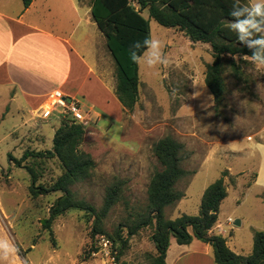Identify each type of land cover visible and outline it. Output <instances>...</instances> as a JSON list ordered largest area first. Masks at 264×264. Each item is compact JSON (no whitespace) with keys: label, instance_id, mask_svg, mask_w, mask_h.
<instances>
[{"label":"rangeland","instance_id":"obj_1","mask_svg":"<svg viewBox=\"0 0 264 264\" xmlns=\"http://www.w3.org/2000/svg\"><path fill=\"white\" fill-rule=\"evenodd\" d=\"M150 26L152 38L163 44L168 65L139 64L140 96L132 113L122 111L115 117L97 110L91 114L81 150L93 157L96 169L90 180L71 187L77 199L99 211L108 189L122 183L119 202L98 223L103 234L93 238L95 218L72 210L53 222L51 236L43 224L62 193L33 198L25 168L11 174L22 188H8L9 148L0 142V249L7 255L18 248L17 264H111L97 248L96 238H110L119 255L120 237L128 234L126 228L119 235L116 232L145 211L151 178L161 170L153 147L168 136L184 145L182 167L188 175L177 185L185 197L166 209L167 218L198 215L207 187L227 172L228 197L220 207L219 221L226 224L232 250L252 253L254 231L264 230V68L257 69L243 57H226L227 91L222 107L217 108L205 84L208 66L214 61L211 48L154 20ZM53 124L55 129L60 126L58 121ZM24 164L41 175L37 186L50 187L63 174L57 159H29ZM236 218L244 219L239 228L227 223ZM153 233L154 226L130 237L117 264H151L156 252Z\"/></svg>","mask_w":264,"mask_h":264},{"label":"trees","instance_id":"obj_2","mask_svg":"<svg viewBox=\"0 0 264 264\" xmlns=\"http://www.w3.org/2000/svg\"><path fill=\"white\" fill-rule=\"evenodd\" d=\"M22 2L27 9L34 0ZM241 2L246 3L247 0ZM233 3L234 0H93V19L104 34L107 48L116 64V94L123 110L132 113L139 102L140 68L130 59V53L136 51L131 46L136 41L142 43L146 38H152L151 20L185 33L193 43L211 47L214 61L208 66L205 84L214 96L216 107H222L227 91L224 79L226 57H244L255 51L239 43L236 33L228 26L234 19L231 17ZM146 12L149 19L145 16ZM85 135L86 129L81 124L73 120L63 121L55 131L52 150L27 151L20 160H14L18 168H25L29 172L33 198L62 193L50 207L49 218L43 224L51 236L53 222L72 210L86 212L95 218L93 238L103 234L98 223L108 216L121 198L122 183H118L108 189L104 205L97 211L92 204L77 199L72 192V186L90 180L96 169L93 157L81 150ZM183 150L184 145L170 136L154 145L153 151L161 170L151 178L145 211L137 213L135 219L129 221L130 224L116 232L119 235V231L126 228L128 234L127 238L120 237L121 248L117 261L123 255L130 237L144 228L154 226L151 241L156 252L151 256V264H167L172 237L179 245H189L194 239L209 244L213 248L216 264H264V230L254 231L253 251L249 256L233 252L224 236L210 234L219 221L220 207L228 197L224 181L227 172L207 187L198 215L183 214L176 219L167 218L166 209L177 205L185 197V192L177 188L178 183L188 175L182 167ZM29 159H57L63 174L50 187L37 186L41 175L24 164Z\"/></svg>","mask_w":264,"mask_h":264},{"label":"crops","instance_id":"obj_3","mask_svg":"<svg viewBox=\"0 0 264 264\" xmlns=\"http://www.w3.org/2000/svg\"><path fill=\"white\" fill-rule=\"evenodd\" d=\"M92 4L93 0H34L25 9L22 0H0V142L9 148L10 189L22 188L11 175L18 169L14 160L27 151L53 148V122L61 124L58 113L49 119L36 116L51 92L61 90L79 99L90 119L97 110L115 117L124 111L116 94V64L93 19ZM237 219L241 227L244 219ZM225 226L218 221L210 234L226 238L227 229L218 230ZM166 263L216 264L209 244L194 239L179 245L173 237Z\"/></svg>","mask_w":264,"mask_h":264},{"label":"clouds","instance_id":"obj_4","mask_svg":"<svg viewBox=\"0 0 264 264\" xmlns=\"http://www.w3.org/2000/svg\"><path fill=\"white\" fill-rule=\"evenodd\" d=\"M231 17L228 23L231 31L236 33L237 41L250 49H255L244 59L253 64L257 69L264 68V0H234ZM136 51L130 53L133 63L142 62L148 67L168 65V57L163 52V44L155 38H146L142 43L136 41L132 46ZM142 50V51H141ZM19 249L14 247L7 255L0 249V261L5 264H17Z\"/></svg>","mask_w":264,"mask_h":264},{"label":"built area","instance_id":"obj_5","mask_svg":"<svg viewBox=\"0 0 264 264\" xmlns=\"http://www.w3.org/2000/svg\"><path fill=\"white\" fill-rule=\"evenodd\" d=\"M55 112L59 115L60 123L73 120L85 129L89 126V113L84 109L82 102L77 98L66 96L61 90H55L49 94L46 104L38 108L36 116L41 119H49ZM229 222L234 225V220L229 219L228 224ZM218 230L220 233H225L223 227H219ZM96 246L111 264H117V254L110 238L104 235L98 236Z\"/></svg>","mask_w":264,"mask_h":264},{"label":"water","instance_id":"obj_6","mask_svg":"<svg viewBox=\"0 0 264 264\" xmlns=\"http://www.w3.org/2000/svg\"><path fill=\"white\" fill-rule=\"evenodd\" d=\"M234 225L239 227L241 225V220L240 219L235 220Z\"/></svg>","mask_w":264,"mask_h":264}]
</instances>
